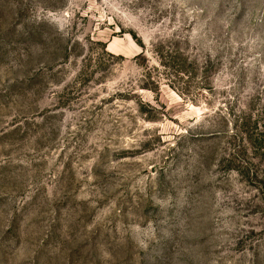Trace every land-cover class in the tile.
Listing matches in <instances>:
<instances>
[{"label": "rangeland", "instance_id": "obj_1", "mask_svg": "<svg viewBox=\"0 0 264 264\" xmlns=\"http://www.w3.org/2000/svg\"><path fill=\"white\" fill-rule=\"evenodd\" d=\"M0 264H264V0H0Z\"/></svg>", "mask_w": 264, "mask_h": 264}]
</instances>
